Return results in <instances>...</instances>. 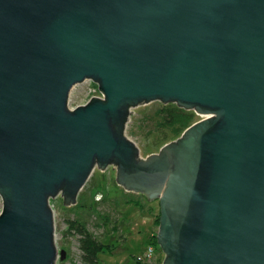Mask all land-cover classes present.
<instances>
[{
    "label": "water",
    "instance_id": "1",
    "mask_svg": "<svg viewBox=\"0 0 264 264\" xmlns=\"http://www.w3.org/2000/svg\"><path fill=\"white\" fill-rule=\"evenodd\" d=\"M158 100L204 118L143 158ZM109 166L159 201L162 264H264V0H0V264L63 260L49 201Z\"/></svg>",
    "mask_w": 264,
    "mask_h": 264
},
{
    "label": "rangeland",
    "instance_id": "2",
    "mask_svg": "<svg viewBox=\"0 0 264 264\" xmlns=\"http://www.w3.org/2000/svg\"><path fill=\"white\" fill-rule=\"evenodd\" d=\"M94 82L78 83L69 97V108L85 105L93 96L89 87ZM162 103L158 101L138 105L132 109L126 126V135L135 142L143 158L158 153L160 148L175 140L168 130L157 128L156 112ZM204 117L197 115V121ZM116 166L104 171L98 167L82 187L77 203L65 206L62 195L51 198L55 225V245L60 254L65 250L63 260L57 264L81 263L80 236L76 226L86 225L88 230L106 245L112 246L108 252L98 255L99 264H138L150 245V237L157 232L155 218L159 214V201L148 200L143 194L126 191L116 181ZM3 205L0 196V213ZM151 262L142 264H162L165 255L156 248Z\"/></svg>",
    "mask_w": 264,
    "mask_h": 264
},
{
    "label": "trees",
    "instance_id": "3",
    "mask_svg": "<svg viewBox=\"0 0 264 264\" xmlns=\"http://www.w3.org/2000/svg\"><path fill=\"white\" fill-rule=\"evenodd\" d=\"M156 126L168 130L174 139H177L182 135L186 128L193 125L197 121V114L194 110H186L180 108L175 103L161 104L160 108L156 112ZM155 223L159 225V214L155 218ZM75 232L80 236L79 247L81 249V263L79 264H99L98 255L102 252H108L112 249V246L105 244L99 240L97 236L93 235L87 228V226H76ZM156 233H153L150 237L149 244L159 248L157 244ZM161 250V249H160ZM111 252V251H110ZM138 264H142L138 260Z\"/></svg>",
    "mask_w": 264,
    "mask_h": 264
},
{
    "label": "built area",
    "instance_id": "4",
    "mask_svg": "<svg viewBox=\"0 0 264 264\" xmlns=\"http://www.w3.org/2000/svg\"><path fill=\"white\" fill-rule=\"evenodd\" d=\"M89 92L93 94V96H99L101 97V93L99 91V87L94 83L92 86L89 87ZM92 96V97H93ZM155 251H156V246L154 245H149L147 250L144 252L143 256L139 258L138 260L142 261L145 260V262H151L153 260V257L155 256Z\"/></svg>",
    "mask_w": 264,
    "mask_h": 264
}]
</instances>
